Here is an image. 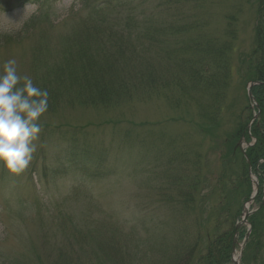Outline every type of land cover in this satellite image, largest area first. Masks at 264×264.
<instances>
[{
	"label": "trees",
	"instance_id": "trees-1",
	"mask_svg": "<svg viewBox=\"0 0 264 264\" xmlns=\"http://www.w3.org/2000/svg\"><path fill=\"white\" fill-rule=\"evenodd\" d=\"M80 1L95 14L81 24L79 21V29L59 37V46L52 42L47 31L41 32L32 49L29 70L27 74H20L30 76L36 86L48 92V112L74 106L110 110L135 101L162 98L175 109L184 104L193 106L202 121L197 125L199 132L211 135L221 125L232 82L240 75L245 83H258L253 86L252 93L259 106V117L248 129L253 112L247 107L244 117L227 138L230 147L226 152L225 168L214 178L215 190L219 189L221 195L213 205V222L209 226L196 220L192 228H175L170 241L158 239L150 234L151 231L140 241L137 230L131 229L127 238L118 233L111 235L110 243L102 244L100 250L98 246H91L88 238L81 239L80 230L74 229L66 241L68 253L75 258L61 255L56 263L54 257L51 258L50 264H232L236 223L229 206L236 197L243 196L246 201L251 197L249 165L259 178L261 191L256 200L259 209L248 219L251 234L245 253H254V261L263 262L264 0H254V45L249 53L239 56L236 44L240 6H234L233 12L230 9L223 13L218 9L224 5L220 3L218 8L214 0H157L155 8L169 12L170 16L166 22H155L152 13L136 12L138 6L133 0H112V14L124 16L119 20H110L101 14L103 7L94 6L99 0ZM113 1L121 2L115 13ZM190 4L193 7L187 10ZM124 9L128 14L124 15ZM217 15H221L222 24L225 23L222 29L212 26ZM38 22L36 18L26 23L18 38H2L15 42L30 35ZM68 130L55 126L49 131L60 134L55 137L56 144L65 149L61 161L85 172L89 161L99 159H93L92 151L96 149L85 145L82 139L86 138L76 134L68 137ZM243 138L248 142L256 139L255 145L246 151L248 159L237 146ZM42 139L50 137L44 135ZM181 152L179 157L171 153L165 161L159 157L152 161L145 189L155 191L146 198L149 203L142 209L146 211L143 222H159L152 210L158 206L164 212L170 213L173 209L174 215L179 212L180 218L182 213L186 217L189 211L199 210L203 185L201 155L193 148H182ZM147 157L148 154L141 151L133 165L141 168L147 163ZM153 174L158 177L153 178ZM174 215L167 219L179 222ZM140 217L134 221L136 229ZM247 232L244 227L239 230L241 242ZM85 257L92 258L83 262Z\"/></svg>",
	"mask_w": 264,
	"mask_h": 264
},
{
	"label": "rangeland",
	"instance_id": "rangeland-1",
	"mask_svg": "<svg viewBox=\"0 0 264 264\" xmlns=\"http://www.w3.org/2000/svg\"><path fill=\"white\" fill-rule=\"evenodd\" d=\"M214 1L219 4L218 8L220 3L224 5L218 9L223 13L230 9L233 12L234 6L241 7L237 15V55L249 53L254 45V0ZM132 2L138 6L136 12L152 13L155 22H166L170 16L169 12L155 8L157 0ZM120 3L113 1L114 13ZM98 5L103 7L100 13L110 20L124 17L112 14V0H99L94 6ZM192 7L190 4L187 10ZM124 10V15L128 14ZM94 14L93 9L85 7L80 0H0V74L4 63L11 59L17 61L19 74H27L32 49L38 43L41 32L47 31L52 42L59 46V37L79 29L77 23L81 21V24ZM221 15L213 20L214 28L222 29L225 25ZM36 18L39 22L30 35L15 42L3 39L5 36L18 38L25 24ZM247 89L248 84L237 75L229 91L221 125L211 135L199 132L197 125H201L202 121L193 106L184 104L175 109L162 98L135 101L110 110L74 106L47 112L40 122L43 131L28 170L23 175L13 176L0 165V264H50L51 258L54 257L53 262L56 263L61 255L75 258L68 253L69 244L66 241L74 229L80 230L81 239L88 238L90 245L98 246L100 250L102 244L110 243L111 235L118 233L127 238L131 229L137 230L140 241L145 240L147 231L160 240L170 241L175 228H192L196 220L209 226L213 222V205L217 204L221 195L219 189L215 190L214 178L225 168L226 152L230 147L227 138L244 117L246 108L251 107ZM55 126L62 127L63 131L69 129L68 137L76 134L86 138L82 139L85 145L96 149L92 153L94 160L99 158L97 162L89 161L88 170L82 172L61 161L65 149L56 144L55 137V134H60L49 131ZM44 135L50 139H42ZM240 142L242 151H247L250 144L247 139L243 138ZM182 148H193L201 155L203 185L199 210L189 211L186 217L182 213L180 218L179 212L174 215L173 209L169 213L158 206L152 210L159 222H143L146 211L142 209L149 203L146 198L155 191L145 189L152 161L156 157L165 161L171 153L179 157ZM141 151L146 152L148 157L147 163L140 168L133 162ZM152 177L158 176L153 174ZM251 186L253 190L252 182ZM155 197L153 202L157 201ZM247 203L243 196L233 199L229 210L235 223H242ZM258 209L257 201L250 204V212ZM238 213L240 216H237ZM169 215L178 217L179 222L167 219ZM139 216L136 229L134 221ZM242 227L246 230L251 228L248 223L241 224L239 230ZM236 244L240 264H264V260L254 261V253L246 255L244 242L238 238ZM261 248L264 255V235ZM89 258L92 257L82 260L85 262Z\"/></svg>",
	"mask_w": 264,
	"mask_h": 264
},
{
	"label": "clouds",
	"instance_id": "clouds-1",
	"mask_svg": "<svg viewBox=\"0 0 264 264\" xmlns=\"http://www.w3.org/2000/svg\"><path fill=\"white\" fill-rule=\"evenodd\" d=\"M49 94L18 71L15 59L0 74V165L11 175H23L32 163L48 112Z\"/></svg>",
	"mask_w": 264,
	"mask_h": 264
},
{
	"label": "water",
	"instance_id": "water-1",
	"mask_svg": "<svg viewBox=\"0 0 264 264\" xmlns=\"http://www.w3.org/2000/svg\"><path fill=\"white\" fill-rule=\"evenodd\" d=\"M249 97H250V99L253 100V95H252L251 89L249 90ZM254 182H255V185H256V192L253 194V197L250 199V202H254V200H255V198L257 197L258 192H259V190H258V183H257L256 180H255ZM250 215H251V213L248 212V211L245 209V210H244V223L247 222V218H248ZM238 227H239V226H238ZM238 227H237V229H238ZM237 229H236V230H237ZM247 238H248V237H247ZM247 238H246V239H247ZM236 242H237V240L234 241V246H233V250H234V252L236 251ZM233 263H234V264H238V262H236L234 259H233Z\"/></svg>",
	"mask_w": 264,
	"mask_h": 264
},
{
	"label": "bare ground",
	"instance_id": "bare-ground-1",
	"mask_svg": "<svg viewBox=\"0 0 264 264\" xmlns=\"http://www.w3.org/2000/svg\"><path fill=\"white\" fill-rule=\"evenodd\" d=\"M249 207H250V203L246 205V209H249Z\"/></svg>",
	"mask_w": 264,
	"mask_h": 264
}]
</instances>
